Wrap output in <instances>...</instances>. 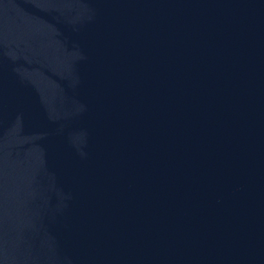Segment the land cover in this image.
<instances>
[{"label": "water", "instance_id": "95a60500", "mask_svg": "<svg viewBox=\"0 0 264 264\" xmlns=\"http://www.w3.org/2000/svg\"><path fill=\"white\" fill-rule=\"evenodd\" d=\"M0 264H264V0H0Z\"/></svg>", "mask_w": 264, "mask_h": 264}]
</instances>
